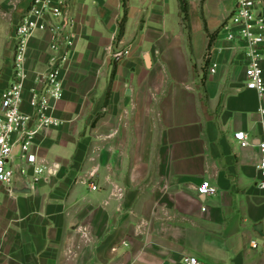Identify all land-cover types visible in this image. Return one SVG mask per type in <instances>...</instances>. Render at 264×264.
I'll use <instances>...</instances> for the list:
<instances>
[{"label":"crops","instance_id":"1","mask_svg":"<svg viewBox=\"0 0 264 264\" xmlns=\"http://www.w3.org/2000/svg\"><path fill=\"white\" fill-rule=\"evenodd\" d=\"M30 1L0 0V96ZM63 1L75 48L54 104L62 125L0 184V264H264V96L246 88V44L222 32L235 0H186V20L178 0H128L121 37L122 0ZM51 42H29L28 89ZM204 182L214 195L198 194Z\"/></svg>","mask_w":264,"mask_h":264},{"label":"built area","instance_id":"2","mask_svg":"<svg viewBox=\"0 0 264 264\" xmlns=\"http://www.w3.org/2000/svg\"><path fill=\"white\" fill-rule=\"evenodd\" d=\"M74 23L63 0H31L15 29L12 78L0 96V184L10 186L15 179L12 153L18 143L22 141L20 160L36 165V156L31 153L36 137L62 125V121L54 115V104L62 100L64 95L62 73L75 48V35L72 33ZM46 31L52 33L48 72L38 78L34 87L28 89L31 82L29 42L37 34ZM222 32L229 41H242L246 44V88L263 97L264 0H235L234 10L223 25ZM122 56L119 53L114 57L118 59ZM215 68L213 66L212 73H215ZM27 92L30 98L26 102ZM24 104L28 105L29 112L24 111ZM236 139L244 148L251 146L245 133L237 134ZM258 149L260 161L257 187L264 193V139L259 142ZM20 171L22 176L26 174L25 170ZM42 173L43 170L36 167L35 174ZM91 187L97 188L95 185ZM197 191L203 197L216 193V189L208 182H204ZM251 246L256 249L258 244L253 241ZM182 264L202 263L195 257L186 256Z\"/></svg>","mask_w":264,"mask_h":264},{"label":"trees","instance_id":"3","mask_svg":"<svg viewBox=\"0 0 264 264\" xmlns=\"http://www.w3.org/2000/svg\"><path fill=\"white\" fill-rule=\"evenodd\" d=\"M179 4H180V11L181 14L183 15V20H186L188 17V6H187V1L186 0H178ZM127 2L128 0H123L122 1V6L123 9L125 10V15H127ZM124 21L126 22V16L124 18ZM124 32V27L121 28V35ZM98 118H100V115L98 116Z\"/></svg>","mask_w":264,"mask_h":264},{"label":"water","instance_id":"4","mask_svg":"<svg viewBox=\"0 0 264 264\" xmlns=\"http://www.w3.org/2000/svg\"><path fill=\"white\" fill-rule=\"evenodd\" d=\"M21 151H22V141L16 145V147L13 150L12 157L13 158H20L21 157ZM259 232L262 233V226H259Z\"/></svg>","mask_w":264,"mask_h":264},{"label":"rangeland","instance_id":"5","mask_svg":"<svg viewBox=\"0 0 264 264\" xmlns=\"http://www.w3.org/2000/svg\"><path fill=\"white\" fill-rule=\"evenodd\" d=\"M123 1V0H122ZM123 7V6H122ZM125 16H126V22H127V16H128V4H127V15H125V10L123 9V16L121 17V19H120V29L122 28V27H124V30H125V26H126V22L124 21V18H125ZM124 33V32H123ZM123 35V34H122ZM121 35V31H120V37L122 36ZM114 60V59H113ZM114 68H115V66L112 64V72H113V70H114Z\"/></svg>","mask_w":264,"mask_h":264}]
</instances>
